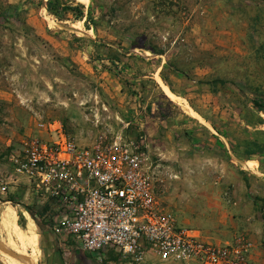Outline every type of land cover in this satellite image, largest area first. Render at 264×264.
Here are the masks:
<instances>
[{
    "label": "rangeland",
    "instance_id": "1",
    "mask_svg": "<svg viewBox=\"0 0 264 264\" xmlns=\"http://www.w3.org/2000/svg\"><path fill=\"white\" fill-rule=\"evenodd\" d=\"M72 1L89 28L70 12L59 20L46 0H0L10 16L0 17V171L38 121L57 119L79 144L119 135L139 145L159 207L208 241L264 230V157H234L208 125L235 145L251 137L238 124L239 86L264 83V0ZM215 78L225 80L217 93L205 83ZM25 206L40 218L23 179L0 193V240L28 258L0 251V264H130L65 246L56 260Z\"/></svg>",
    "mask_w": 264,
    "mask_h": 264
},
{
    "label": "built area",
    "instance_id": "2",
    "mask_svg": "<svg viewBox=\"0 0 264 264\" xmlns=\"http://www.w3.org/2000/svg\"><path fill=\"white\" fill-rule=\"evenodd\" d=\"M148 154L121 136L79 144L57 119L40 120L0 171V193L23 179L45 210L40 218L61 242L102 260L114 252L130 264H250L249 238L205 239L156 201Z\"/></svg>",
    "mask_w": 264,
    "mask_h": 264
},
{
    "label": "trees",
    "instance_id": "3",
    "mask_svg": "<svg viewBox=\"0 0 264 264\" xmlns=\"http://www.w3.org/2000/svg\"><path fill=\"white\" fill-rule=\"evenodd\" d=\"M71 1V2H69ZM46 0V8L50 14H54L59 20L63 19V17L67 13H71L74 18L79 20H84L85 25L89 28V12H85L84 5L81 3L72 4V0ZM8 8L13 10L12 17L18 20V16H16L17 6L12 5ZM9 12L7 9L1 10L0 17L4 20L10 18L8 15ZM20 22V20H18ZM107 42H105L106 44ZM263 47V46H262ZM167 65L174 73H180L177 68H174L167 62ZM209 87L211 92L217 93V84H225V80L220 78L210 79L205 82ZM264 83L259 84L255 81L245 82L244 86H239V91L245 93L244 98L239 101V124H242L244 131L250 132L252 131L251 137L242 138L239 140L235 146H233L229 142L231 152L240 159L248 160L251 157L257 156L259 159L264 157V140L260 138V135H264V129L262 126L264 125ZM215 131L225 137L228 140V136L222 132L217 126H215L212 122H210ZM67 131V130H66ZM217 144L222 148L225 147L224 142L217 138ZM25 209L33 216L39 224L42 230L48 231L49 228L47 224L37 218L36 213H33L29 206H25ZM45 210V208L41 209V213ZM40 217V215H39Z\"/></svg>",
    "mask_w": 264,
    "mask_h": 264
},
{
    "label": "crops",
    "instance_id": "4",
    "mask_svg": "<svg viewBox=\"0 0 264 264\" xmlns=\"http://www.w3.org/2000/svg\"><path fill=\"white\" fill-rule=\"evenodd\" d=\"M83 1L84 2H88V0H83ZM69 2H71V1H69ZM237 115H238V113H237ZM194 117H196V116H194ZM238 124H239V120H238ZM208 125L210 127L212 126L210 122H209ZM239 125H242V124H239ZM263 127H264V125L262 126V128ZM206 129L209 130L210 128L208 126H206ZM220 137L223 138L224 141H222V142H224L226 145H228L229 142H230L233 146H235V144L232 143V141H231V139L229 137H228V140L225 137H223L222 135H220ZM234 157H236V156L234 155ZM254 157L255 158H258L257 156H254ZM246 162H248V161H246ZM249 162H251V161H249ZM258 227H260V228L251 229L250 232L247 234L249 240L252 243V247H251L250 252H249V255H248V259H249V263L250 264H264V244H263L264 243V230L262 229L261 226H258ZM255 231H258L257 234L255 233ZM42 232L45 233L44 235H45V237H47V240H48V242L46 243L47 244L46 247L47 248L48 247H51V249H53V251L54 250L56 251V252H54L56 254V260L59 259L58 256H57V249L59 247L62 248V246H65L67 250L69 248L73 249L74 251L75 250H78L76 248L75 243H74V240L72 238H67L65 240V242L63 243V242L59 241V239L52 233V231L50 230V228H49L48 231L43 230ZM79 252H81V251H79Z\"/></svg>",
    "mask_w": 264,
    "mask_h": 264
},
{
    "label": "water",
    "instance_id": "5",
    "mask_svg": "<svg viewBox=\"0 0 264 264\" xmlns=\"http://www.w3.org/2000/svg\"><path fill=\"white\" fill-rule=\"evenodd\" d=\"M0 251L12 256L13 258H15L17 260H20L21 262H27L28 263L27 256H25L21 253L14 252L10 248H8L1 240H0Z\"/></svg>",
    "mask_w": 264,
    "mask_h": 264
},
{
    "label": "bare ground",
    "instance_id": "6",
    "mask_svg": "<svg viewBox=\"0 0 264 264\" xmlns=\"http://www.w3.org/2000/svg\"><path fill=\"white\" fill-rule=\"evenodd\" d=\"M165 86H166V85H165ZM166 88L168 89L167 92H168V91L171 92L168 86H166ZM171 94H172L174 97H176V95H175L174 93L171 92ZM174 97H173V98H174ZM7 255H8V254H7ZM11 257H12V256H11Z\"/></svg>",
    "mask_w": 264,
    "mask_h": 264
}]
</instances>
